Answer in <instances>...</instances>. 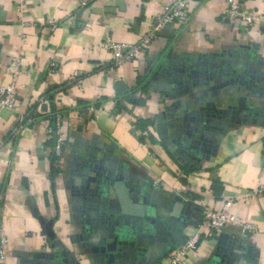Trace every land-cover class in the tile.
Listing matches in <instances>:
<instances>
[{
    "label": "crops",
    "instance_id": "obj_1",
    "mask_svg": "<svg viewBox=\"0 0 264 264\" xmlns=\"http://www.w3.org/2000/svg\"><path fill=\"white\" fill-rule=\"evenodd\" d=\"M164 2L0 0V84L19 71L0 121L8 264H165L194 235L180 264H264V0H240L252 25L192 0L113 65L105 39L139 42ZM227 200L252 231L202 225Z\"/></svg>",
    "mask_w": 264,
    "mask_h": 264
},
{
    "label": "built area",
    "instance_id": "obj_2",
    "mask_svg": "<svg viewBox=\"0 0 264 264\" xmlns=\"http://www.w3.org/2000/svg\"><path fill=\"white\" fill-rule=\"evenodd\" d=\"M81 1V0H79ZM192 0H165L162 9L156 15L153 24L148 33L137 43H128L115 41L110 37L105 39V45L113 53V65L117 66L126 60H133L138 57V54L146 48V46L155 38L157 32L169 23L178 22L186 23L189 19V5ZM224 13L227 21L231 25L245 23L252 25L261 18L259 13L247 11L241 6L240 0H224ZM19 9H23V4L20 3ZM51 26L55 23L52 20L48 21ZM20 56L15 57V62L18 64ZM18 69L14 72L12 81L0 84V121L2 111L4 109H12L15 107L18 99V86L16 76ZM26 119L20 117L18 128L23 126ZM55 127H50L49 131H54L56 134L54 153L57 157V165H60V157L63 152L64 138L60 133L61 115L56 114ZM3 139L0 138V143ZM264 193V187L261 189ZM3 204L4 192L0 188V264H8L7 262V236L3 227ZM231 204L230 200L223 202L221 207H214L209 203H202V225L205 224L211 229L218 230L229 224H239L244 232H250L255 228V224L249 221H240L228 208ZM198 235L189 238L182 245L172 249L168 253V259L165 264H180L188 252L196 247Z\"/></svg>",
    "mask_w": 264,
    "mask_h": 264
},
{
    "label": "water",
    "instance_id": "obj_3",
    "mask_svg": "<svg viewBox=\"0 0 264 264\" xmlns=\"http://www.w3.org/2000/svg\"><path fill=\"white\" fill-rule=\"evenodd\" d=\"M236 113H238V111H236ZM240 114V113H239ZM237 119V118H236ZM226 130V129H225Z\"/></svg>",
    "mask_w": 264,
    "mask_h": 264
}]
</instances>
